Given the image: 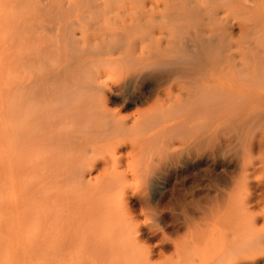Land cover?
Instances as JSON below:
<instances>
[{"label": "rangeland", "instance_id": "1", "mask_svg": "<svg viewBox=\"0 0 264 264\" xmlns=\"http://www.w3.org/2000/svg\"><path fill=\"white\" fill-rule=\"evenodd\" d=\"M103 1L0 0V264H94L91 233L78 211L84 200L81 161L97 157L92 185L117 174L121 165L127 169L125 159L121 165L113 159L105 170V136L111 132V140L117 138L112 129L118 124L157 118L155 90L164 76L200 58L183 43H166L162 24L137 17L141 11L157 16L152 11L160 9L161 0ZM242 5L264 12L261 0ZM227 10L224 22L244 31L249 22L243 9ZM240 32L234 43L246 44L254 54L264 51V25L247 39ZM190 172L178 178L193 182ZM153 182L148 191L156 193ZM139 220L154 221L176 238L166 228L168 216L139 215ZM142 238L154 247L151 237ZM165 247L155 248V264L171 255H161Z\"/></svg>", "mask_w": 264, "mask_h": 264}, {"label": "bare ground", "instance_id": "2", "mask_svg": "<svg viewBox=\"0 0 264 264\" xmlns=\"http://www.w3.org/2000/svg\"><path fill=\"white\" fill-rule=\"evenodd\" d=\"M161 1L152 11L157 16L141 11L137 17L162 24L166 43H183L200 58L194 65L186 58L187 67L164 76L155 90L157 118L118 124L112 129L117 138L105 136L103 167L125 159L127 169L121 165L92 185L97 157L81 161L84 200L78 211L91 233L93 263L153 264L155 248L166 246L159 252L171 255L162 264H264V51L254 54L234 43L241 27L222 18L227 9L241 7L249 25L240 33L247 39L264 25V12L241 6L248 0ZM186 170L196 180H180ZM154 180L156 193L148 191ZM139 215L168 216L166 228L176 238L154 221L140 222ZM144 234L154 247L142 244Z\"/></svg>", "mask_w": 264, "mask_h": 264}]
</instances>
